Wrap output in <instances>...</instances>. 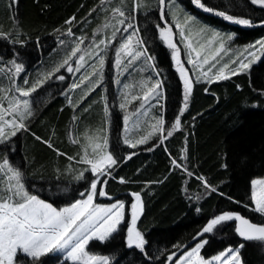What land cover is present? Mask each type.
Wrapping results in <instances>:
<instances>
[{
  "label": "trees",
  "instance_id": "obj_1",
  "mask_svg": "<svg viewBox=\"0 0 264 264\" xmlns=\"http://www.w3.org/2000/svg\"><path fill=\"white\" fill-rule=\"evenodd\" d=\"M132 2L126 1V10L132 8ZM173 2L182 13L191 15L199 26L218 32L224 38L231 36L232 39L226 41L230 49H240L264 40V24H261L264 9L252 5L250 0H202L206 6L223 10L237 18L250 19V26L239 25L214 13L205 12L193 0H168L169 6ZM114 3L110 0H105L103 4L100 0H0V30L5 33L18 32L19 37L14 36L13 39L23 41L21 44L0 39L1 68H6L13 59H24V71L41 64H47L45 70L52 71L70 52L72 42H76L77 38L98 41L111 35L110 30L102 26L111 17ZM145 3L147 9L136 12L135 22L154 60L152 67L146 66V72L154 71L162 81L163 105L157 106V110L160 114L163 110L166 126L170 128L175 115L183 107V83L172 65L168 48L156 37L159 20L157 1L146 0ZM73 17L75 20L71 24L66 23ZM168 20L172 21L171 15ZM69 29L72 35L68 34ZM28 60L29 64H25ZM110 60L104 69L109 70L108 75L103 76L102 82L91 91L90 84L72 91L71 84L79 82L81 73L72 79L65 75L63 84L53 82L47 90L46 100L39 109L36 121L26 122L30 131L20 132L12 138L7 155L11 163L24 173V181L29 190L55 206L81 198L80 193L88 189V180L92 176L86 172L88 180L77 181L65 171L69 166L76 171L84 168L67 159L68 156L78 159L81 151L80 145L73 144L72 139L78 137L84 142L86 133L108 135L112 144L110 150L115 149L121 157L133 152L135 155L130 160L120 162L112 177L103 178L108 180L105 188L109 196L98 197L97 201L119 199L127 207L133 202V192L141 194L144 208L137 226L149 242L146 250L153 259L146 260L138 250L125 247L127 223L124 222L114 239L104 244L91 242V252L117 253L118 258L122 257L120 264H161L169 253H182L183 249L174 248V245H194L197 241L193 237L207 221L224 211H234L254 223H264L263 217L251 210L250 200L251 181L264 178V49L247 70L230 76L228 80L211 84L203 79L195 82L189 106L182 116V131L174 133L163 145L154 137L148 144L139 145L135 149L128 148L121 140L122 114L117 108L120 97L117 96L118 86L113 81ZM50 63L53 64L52 70ZM89 63L91 65L93 61ZM32 70L31 75L22 72L15 79L16 83L23 87L31 86L34 83ZM61 71L63 68L59 73H63ZM85 71L88 73L90 68ZM7 72L4 71V74ZM129 78L130 72L123 74L122 86L129 82ZM24 80L29 81L28 85L24 84ZM7 83L11 84V81L0 76V87L8 88ZM52 87L54 90L50 91ZM85 92L87 96H84ZM109 114L116 121L115 128H110L106 123ZM73 117L76 119L73 120ZM34 134L42 140H49L54 147L49 148L37 140ZM149 147L151 151L147 150ZM185 148L188 156L186 161L180 159L182 149ZM4 149L5 146L0 145V158L5 155ZM57 150L66 155H58ZM172 158L187 164L189 170L197 176L205 177L217 191L211 192L179 169L173 170ZM57 176L60 178L57 179ZM120 177L127 182L120 183ZM53 192L58 197H52ZM234 223L227 222L223 226V235L234 232ZM223 247L220 238H212L201 253L208 257ZM161 252L164 255L159 260L155 259ZM241 256L244 264H264V248L257 244L249 243L242 249ZM42 259L45 264H62V258L58 259L55 255Z\"/></svg>",
  "mask_w": 264,
  "mask_h": 264
},
{
  "label": "snow or ice",
  "instance_id": "obj_2",
  "mask_svg": "<svg viewBox=\"0 0 264 264\" xmlns=\"http://www.w3.org/2000/svg\"><path fill=\"white\" fill-rule=\"evenodd\" d=\"M100 2L103 4L105 0H100ZM193 3L203 11L214 13L224 20L245 26H250L252 23L248 18H237L223 10L206 6L202 0H193ZM250 3L264 9V0H250ZM157 6L159 20L163 22L156 25L158 38L172 49V59L175 61L180 79L183 81L184 103L183 107L179 109V113L175 115L170 128L166 126L165 118L161 115L152 118L154 122L149 125L150 130L146 134L138 138L125 135L123 143L131 149L148 144L149 140L154 137L160 145H163L174 136V133L181 132L183 129L182 116L189 106L193 84L201 79L209 84L228 80L230 76L247 70L251 60L248 63L245 60L255 57V52L249 51L248 56L244 59L224 62L217 69V65L222 60V54H226V41H230L232 37L224 38L218 32L199 26L191 15L182 13L175 2L169 6L168 0H157ZM127 7L126 0H119V6L111 9V21L102 26L105 29H111L110 36L99 39L89 48L83 49L81 45L84 44L85 38H77L75 45L65 58L51 72L44 74L29 87H23L16 83L15 77L19 76L24 68L22 64L16 63L15 60L12 61L13 70L9 73L10 87H0V145L5 146V155L0 158V264H45L42 258L50 255H55L58 259L62 258V264H69V262L70 264H120L122 257L118 258L117 253L97 254L91 252L89 248L91 242L98 241L104 244L114 239L115 235L121 231L122 222L127 223L125 247L130 250H138L146 260L153 259V256L146 250V245L149 242L137 226L144 208L141 194L132 193L134 199L131 203L130 222L126 219L128 209L124 202L118 199L108 205L96 202L98 197L109 196L105 188L108 180L103 178L112 177L113 171L119 166V163L123 160H130L135 155L134 152L126 157L119 156L115 149H109L106 135L96 136L86 133L84 142H81L78 137H74L72 143L79 144L81 149L78 153L79 158L68 156L67 159L87 167L76 171L69 166L65 171L72 174L77 181L88 180V177L85 176L86 172H90L92 178L88 180V189L80 193L81 198L64 207L53 206V203L40 198L38 194H33L26 186L24 173L11 163L7 155L8 145L12 138L20 132L30 131L26 121L33 117L34 109L28 98L52 78L60 81L65 80V76L55 75L60 69L66 68L69 73L80 72L88 59H93V63L89 65L90 71L82 75L78 83L71 84L72 90L90 84L92 87L89 91H91L102 82V73L109 47L115 49V67L119 70L120 75L132 68L141 57H144L148 66L152 67L153 57L147 54V41L140 36V29L135 23L136 16L126 13ZM141 9H147L145 0H133L132 13ZM169 15L172 17L171 23L168 21ZM74 20L75 17L66 23L71 24ZM261 24H264V20L261 21ZM68 34L72 35L71 29L68 30ZM118 34L127 35L123 36L117 46ZM19 35L18 32L5 33L0 30V39L22 44L23 41L13 39L14 36L19 37ZM176 35L180 37L184 49L187 50V63L200 73L196 81L192 80L189 70L181 62V49L175 42ZM257 44L260 46L257 51L264 49V40L257 41ZM230 64H235L236 67L230 68ZM214 69L217 70L213 71ZM95 77L100 78L94 79ZM28 83V80H24L25 85ZM117 83H121V81L117 80ZM123 87L125 91L123 92V102L120 104L121 109L126 110L134 102H140V108H137L132 115L140 114L141 109L145 105H149L153 98L158 100L162 96V83L159 79L154 82L141 79L135 85L124 84ZM135 88L139 89V94L132 93L131 90ZM15 93H18V96ZM87 94L85 92L84 96ZM83 99L82 96L81 100ZM69 102L72 103L71 98H69ZM105 111L107 112V109ZM143 115H147V112H144ZM75 119L76 117H73V120ZM130 119L131 117L128 115L124 117L125 132H128ZM133 126L139 127V121L135 122ZM36 139L41 140L49 148L54 147L49 140H42L39 136ZM153 142L155 143V141ZM147 150L151 151L152 148L149 147ZM57 154L66 155L58 150ZM180 159L185 161L188 159L186 148L182 149ZM171 165L173 170L179 169L187 177L199 181L205 189L211 192L217 191L205 177L197 176L189 170L187 164H182L176 158H172ZM59 178L57 176V179ZM119 182L123 184L127 181L120 177ZM229 199L231 198L229 197ZM250 200L251 205L254 206L251 210L264 216V179L251 181ZM235 203L239 204L240 201H235ZM244 206L250 207L249 205ZM197 210L199 211V209ZM227 222H235L234 231L241 242L235 246L229 245L210 259L205 258L201 254V250L208 243L207 239H203L204 235L221 230ZM193 240L198 242L191 247L174 245V248L183 249L182 253L179 255L175 251L169 253L166 260L161 261V264H244L241 252L249 243L264 248V223H254L237 212L224 211L210 218L202 230L193 237ZM163 255L164 253L161 252L160 256L155 259L159 260Z\"/></svg>",
  "mask_w": 264,
  "mask_h": 264
},
{
  "label": "rangeland",
  "instance_id": "obj_3",
  "mask_svg": "<svg viewBox=\"0 0 264 264\" xmlns=\"http://www.w3.org/2000/svg\"><path fill=\"white\" fill-rule=\"evenodd\" d=\"M110 1H114L115 2L114 3L115 4V7L116 6H119V0H117V1L116 0H110ZM145 2H146V0H145ZM132 7H133V2H132ZM125 11H126V13H131V14H134V15L136 14V13H132V8H130V10H126L125 9ZM149 15H150V13H149ZM152 15H154V14H152ZM158 19H159V17H158ZM110 21H111V17H109V19H107V23L110 22ZM112 22L114 23V21H112ZM171 22L172 21H169V23H171ZM158 23L159 24H162L163 22L158 20ZM172 26H173V29L175 30V25L173 24ZM108 29L110 30V33H111V29L110 28H108ZM124 35H127V34H118V37H117V46H118V42L123 38ZM140 36H141V33H140ZM156 37H157V39H158L159 42L163 43L158 38V31L157 30H156ZM101 39H103V37ZM94 42H98V41L86 40V41H84V44L81 45V47H82V49L83 48H89L90 46L93 45ZM175 42L177 43L178 48L181 49V62L184 64L185 68L187 70H189L190 76H191L192 80L195 81L197 79V76L200 75V73L197 71L196 68H194L192 65H189L187 63V50L184 49V45L181 42L180 37L178 35L175 36ZM72 43H73V45H72V47H73L75 45V42H72ZM164 45L167 47L166 44H164ZM257 49H260V46H259V44H257V42L254 43V44H251V45L244 46L243 48L241 47L240 49H235V48L234 49H230L226 45V54H222V60L220 61V64L217 65V69L224 62H229L230 60L244 59L246 56H248V52L249 51H254L255 52V57L254 58L253 57H249L248 59L245 60V62L248 63L249 60H251V63H252L253 61H255L259 57V55L261 54V52L263 50L262 49V50L257 51ZM168 50H169V54H170V57H171L172 65H173L175 71L178 73V76L180 78V74L177 71V65H176L175 61H173V59H172V49L168 48ZM147 54L150 55L149 52ZM150 56H152V55H150ZM76 58H78V57H76ZM76 58H74V59H76ZM110 58H111V60H110ZM13 60H15V59H13ZM13 60H11L10 63L7 64L6 68H1V65H0V69H2V71H0V76L2 78H5L6 77V80L9 79V76L7 74L10 73V71L13 70V65H12V61ZM90 60L93 61L92 59H88L87 63L80 70V72L69 73V72H67L66 68H63V71H61L63 73H59L58 72L55 75L56 76H59V75H63V76L69 75V78L72 79L73 77H77L79 75V73H81V75L79 76V77H81L82 75H84V74L87 73L85 71V69L89 68V65H90L89 61ZM108 60H110L112 77H114L113 78L114 84H116V86H118V88H117V90H118L117 91V96L120 97V100H119L120 101V104L123 102V92L125 91V89L123 87L124 84H133V85H135L141 79L149 80L150 82H154L156 79H159L161 81V78L159 77L160 76L159 74L157 75L154 71H152L154 74L152 72H149V73L146 72V66H148V64L145 62V58L144 57H141L140 60H138V61L135 62V64L133 65L132 68H129L128 71L124 72V73L130 72V78L128 80L129 82L124 83L123 86H122L121 83H117V80H119V81H122L123 80L122 79L123 75H120L119 74V70L115 67V49L112 48V47H109V49L107 51V54H106V64H107ZM20 61H21V63H20ZM23 61H24V59L23 60H19V61H16L15 60L16 63H20V64H23L24 63ZM153 61L154 60H152L151 63H154ZM29 62H30V60H28V62L26 61L25 64L26 63L29 64ZM40 63H42V61ZM125 63H127V62L125 61ZM106 64H105L104 69L107 67ZM52 65L53 64L50 63V66H49V67H51L50 70H52V68H53ZM25 66L26 65H24L23 68ZM73 66L75 67V65H73ZM47 67H48L47 64H41V65H39L36 68H32L33 70L31 69V67H28V69L26 71H23V72L26 75H31L30 70H32L31 72L34 74V83H35L36 80L42 78L44 74H46V73L49 72V70H45V69H47ZM205 67H207V66H205ZM234 67H236L235 64H230V68H234ZM217 69H214L213 71H216ZM141 70H143V71H141ZM4 71H8V72L6 74H4ZM108 73H109V70H103L102 76L105 77V76L108 75ZM131 73L132 74L133 73H136V74L132 75ZM151 73L153 74V76H152ZM21 74H22V72L19 74V76H16L15 79L17 80L20 77ZM126 76H128V75H126ZM65 79H66V76H65ZM53 82H55L57 84L58 83L63 84L62 82H64V80L63 81H60L58 79L52 78V79L48 80L43 85V86H45L44 88H42V89L41 88H38L37 89V92L33 93L32 96L30 98H28V99H30V102H32V106H33V109H34V115H33V117L29 118L28 121H34V122L36 121L37 115H38V112H39V109L42 107V104L46 100V97H47V94H48L47 90H48V88L51 87L50 86L51 84H54ZM161 83H162V81H161ZM181 83H183L182 80H181ZM7 85L10 87V83L9 84L7 83ZM53 87H55V86H53ZM105 88L107 89V86L106 85H105ZM79 89L80 88H78L76 90H72V91H78ZM53 90H54V88L52 90L50 89V91H53ZM131 91H132L133 94H139V89L138 88L132 89ZM161 93H162V96H161L160 99L157 100L156 98H153L150 101V104L149 105H145L144 108L141 109V113L138 114V115H132V113L135 112V110L137 108H140V102L139 101L134 102L133 104L129 105L126 110L125 109H121L120 104H119V106L117 105V108L119 109V112H121V114H122V117H121V129H120L122 143H123V139H124L125 135L138 138L139 136L146 134V132L150 130L149 125L152 122H154L152 118L153 117H158V116H161V115L163 116V110H161V114L159 113V110H157V106L159 107V105H161V106L163 105V103H162L163 93H164L163 87L161 89ZM15 95L18 96V93H15ZM105 97H106V95H105ZM21 99H24V98H21ZM106 101H108L107 100V97H106ZM144 112H147V115H143ZM126 115H128V116L131 117V119L129 121V124H128V132H125L124 117ZM106 120H107L106 123H107V125L110 126V128L111 127H114V128L116 127V121L114 120V117L111 114H109V118L108 119L106 118ZM137 121H139L140 126L139 127H134L133 125ZM110 134H111V129H110ZM34 137H37V135L34 134ZM108 142H109V149H110V146L112 144H110V141L109 140H108ZM81 165H83V164H81ZM83 166H84V168L87 167L86 165H83ZM88 173H90V172H88ZM255 179H264V178H255ZM52 197H58L57 194H56V192H55V194L53 192ZM78 199H80V198H78ZM74 201H72V202H74ZM120 201L124 202L123 200H120ZM72 202H70L68 204H65V205L56 206V207H64V206H67V205L71 204ZM96 202L97 203H100V204L108 205V204H111V203L116 202V200H110V201L107 200V202H104V201L103 202L96 201ZM131 203L127 206L128 213H127L126 219L128 220V222H130V220H131V215H130ZM53 206H55V205H53ZM252 207H254V206H252ZM262 217L264 219V216H262ZM224 228L222 227L221 230H218V231H216V232H214L212 234H206L203 237V239H207V240L212 239V238H214V239H219L220 238L221 241L223 242V245H224V247L222 248V250H220L219 252L214 253L211 256H208V257L204 256L205 258L210 259L212 256L217 255L221 251L225 250L229 245L235 246L238 243H240L238 241L237 236H235L232 233L231 234H228V235H223L224 234ZM194 245H192V246H194Z\"/></svg>",
  "mask_w": 264,
  "mask_h": 264
},
{
  "label": "flooded vegetation",
  "instance_id": "obj_4",
  "mask_svg": "<svg viewBox=\"0 0 264 264\" xmlns=\"http://www.w3.org/2000/svg\"><path fill=\"white\" fill-rule=\"evenodd\" d=\"M235 224V223H234ZM235 232V231H234ZM235 236H237L236 234H234ZM237 238H238V240H239V242H241V240H240V238L237 236Z\"/></svg>",
  "mask_w": 264,
  "mask_h": 264
},
{
  "label": "crops",
  "instance_id": "obj_5",
  "mask_svg": "<svg viewBox=\"0 0 264 264\" xmlns=\"http://www.w3.org/2000/svg\"><path fill=\"white\" fill-rule=\"evenodd\" d=\"M108 133H109V129H108ZM107 138H109V136L107 135ZM124 144V143H123ZM232 234H235V232H233ZM239 241V240H238Z\"/></svg>",
  "mask_w": 264,
  "mask_h": 264
}]
</instances>
